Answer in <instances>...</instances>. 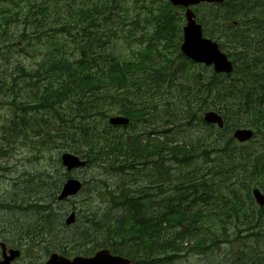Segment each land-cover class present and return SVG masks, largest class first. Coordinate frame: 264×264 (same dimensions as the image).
I'll return each instance as SVG.
<instances>
[{
  "label": "trees",
  "instance_id": "obj_1",
  "mask_svg": "<svg viewBox=\"0 0 264 264\" xmlns=\"http://www.w3.org/2000/svg\"><path fill=\"white\" fill-rule=\"evenodd\" d=\"M157 1L140 3L150 11ZM247 2L204 3L194 10L232 48L228 52L235 62L231 74L213 73L180 53L179 17L167 0L161 1L160 12L149 15L155 19L149 43L138 50L136 59L114 52L116 42L130 32L126 28L130 9L124 0H18L13 7L0 6V11L8 13L1 15L3 30L13 14L32 33L64 39L48 61L41 63V71L26 73L30 76L27 85L42 86L36 94L38 106L22 104L13 112L12 121L19 119L22 125L32 127L35 121L26 119L24 113L43 110L35 125L42 131L44 143L57 137L65 150L86 160L85 167L96 165L119 177L115 186L95 184L92 190L109 210L114 209L112 216H97L86 200L88 209L81 207L76 219L82 228L77 229L78 223L63 226L55 220L61 218L60 212L52 211L47 202L55 201L60 183L45 179L43 185L21 193L31 199L42 194L45 198L44 203L37 199L26 207L35 209L31 219L1 220L0 232L18 234L21 240L34 237L31 245H43L46 253L85 250L92 242L91 247L97 244L95 248L107 247L127 256L130 248L139 249L147 262L155 258L166 263L182 255L209 252L221 253L211 264H264V206L255 205L251 194L256 187L264 193V26L250 21ZM15 7L19 8L11 12ZM227 10L233 17L229 23L235 19L236 26L226 22ZM247 36L254 41H245ZM21 74L27 77L25 72ZM33 77H37L34 82ZM111 109L129 114L132 126L142 120L146 127L160 128L163 120L162 135L113 131L106 124ZM207 109L222 115V128L203 121ZM176 115L184 128L171 122ZM51 116L60 122L53 131L47 127ZM238 127L251 128L252 139L235 140L232 131ZM183 129L186 135L197 133L190 146L201 147L199 153H192L180 140ZM204 156L206 162L199 164L203 161L197 157ZM126 176L139 180L140 186H152L153 179L171 181L172 191L162 200L165 209L161 216L149 193L141 189L132 195L122 192L130 182ZM210 178L222 184L217 194H205L211 187ZM193 180L203 191L186 196L184 187ZM86 185L84 181V191ZM17 194L3 198L0 208L25 210L22 199L28 197L20 199ZM207 204L214 209L205 211L203 205ZM90 217L96 220L84 222ZM93 230L96 237L91 239Z\"/></svg>",
  "mask_w": 264,
  "mask_h": 264
},
{
  "label": "rangeland",
  "instance_id": "obj_2",
  "mask_svg": "<svg viewBox=\"0 0 264 264\" xmlns=\"http://www.w3.org/2000/svg\"><path fill=\"white\" fill-rule=\"evenodd\" d=\"M17 2L18 0H0V6H3V9L10 8L17 5ZM124 4L130 9L129 18L126 21V23L129 24L126 28H130V32L126 33L124 37L116 42L114 52L120 54L122 58L136 59L139 56L137 53L138 50H140L144 44L149 43L150 28L155 22L154 17H149V15H151V12L155 11V4L150 7V11H147L142 3H136L134 0H124ZM18 8L19 7L13 8L11 12L16 11ZM249 11L256 12L258 16H261L264 14V6L252 7ZM228 12L229 11L227 10L224 13L227 23H229V19L231 20L233 18H230ZM3 13L8 16L7 11H0V22L3 21L1 18ZM7 20V28L5 30L0 28V201H4L3 198L9 199L14 196L15 193H18L15 197L20 199L28 197L22 199L24 201L25 210L13 209L12 211V209L4 210L3 208H0V221L10 220L12 222V218L31 219L32 216L31 212L26 208L30 205L31 198H29L30 196L27 193L26 196L21 194L22 191H25V189L31 186L38 187V184L45 179L48 174L56 176L60 181L64 179L65 170L61 166L58 158L62 151L67 150L63 148V145L59 144L60 140L57 137H52L47 143H44L45 139L42 131L36 130L35 124H37L38 120H41L42 113L44 112L43 110L34 111L33 114H31V112L24 113L26 119L35 121L32 127H29L27 124L22 125L23 123H21L19 119L17 120V123L12 121L14 118L13 112L16 108L21 107L22 104L33 107L38 106L36 94L38 89H42V86L39 88L36 87V85L33 87H31L32 84L27 85L30 76L26 73L33 74L38 70L41 71V63L48 61L49 55L55 52L54 47L58 46L64 39L61 37L45 36L43 32H39L38 34L32 33L16 15L11 14L10 18H7ZM203 32L205 36H211V30H209L208 27L203 26ZM247 34L252 37L251 31ZM249 36L245 38V41L253 42V38H249ZM223 40L224 39L221 37V41ZM159 43V41L156 42V45ZM221 49L226 52L228 50L226 46L225 48L221 47ZM155 53L156 52L153 51L152 57ZM21 72H25L27 77L23 78ZM31 79H33L34 82L37 77ZM21 81H23L24 84H22ZM209 110L211 109L205 110L202 113V116ZM110 111L113 114L116 112L115 109H111ZM54 116L57 115L54 114ZM97 118L103 125L102 117L97 115ZM51 119L52 120L47 127H53V131L58 120L56 121L54 117H51ZM171 122L178 123L184 128V122L178 117V115H176ZM43 123L44 122H42V125ZM121 130L123 132L129 131L132 133L143 132L139 129L130 127ZM194 136H197V133L188 132L186 135L184 129L178 135L180 140L184 142L186 148H189L190 151L195 154L201 151V147L197 144L190 146ZM234 139L237 140L236 138ZM251 139L252 137L245 141ZM23 143H27V145ZM197 158L198 160L203 161V163L199 164H204L207 160V157L205 156ZM71 174L74 175L80 183L84 184V181L87 182V189L82 191L83 187L82 190H77L79 194L74 196V201H62L58 204L55 210L60 212L62 219L65 217L64 215H66L64 211L71 210V206L74 203L76 208L73 210H76L77 213L80 212V203L83 198L89 201V205L92 207V210L94 209L97 216L102 213L106 214V216H112L114 214V209L109 210L105 204V200L97 198L92 190L94 189L95 184L102 186V182H106L110 186H112L114 182L119 183V177H112L101 172L100 167L96 165L74 170ZM126 177L130 179V177ZM208 183V186L211 187L206 188L205 194H217L222 188V184L216 178H210ZM214 183H216L215 186H213ZM194 184H196L195 187L193 186ZM152 185V187H143L140 186L137 180L130 179L126 192H129L132 195L135 190L141 189L152 195L150 198V201L152 202L151 204L154 207H157L159 216H161L165 209L162 200L171 194L172 183L170 180L166 179H153ZM33 190L35 189L33 188L32 191ZM201 191H203V189L200 188V185L194 180L189 186L184 187V194H186V196L191 193L198 194ZM117 200H120L118 195ZM254 203L258 206L256 200H254ZM203 209L205 211H212L214 205H203ZM74 220L75 222L72 225L78 223L79 227L77 229H81L82 225L79 221L76 220V218ZM79 220H81L80 217ZM62 223L64 224V220H62ZM191 223L192 225H195L194 222ZM94 237L96 236L93 235L91 239ZM98 239L101 242L103 237L99 236L97 240ZM91 243L92 242H90V246ZM95 246H97V244ZM95 246L92 248H95ZM54 251L58 253L60 252L59 250ZM127 253L129 256L123 255V257H128L134 260V264L141 261L146 264L147 260L142 256L143 252L139 251V249L130 248ZM219 255H221V253L213 254L209 252L204 255H182L171 260L168 264H211L210 262L213 259H220ZM210 257L212 259H209ZM150 262L154 263L151 260ZM150 262L147 264H151Z\"/></svg>",
  "mask_w": 264,
  "mask_h": 264
},
{
  "label": "water",
  "instance_id": "obj_3",
  "mask_svg": "<svg viewBox=\"0 0 264 264\" xmlns=\"http://www.w3.org/2000/svg\"><path fill=\"white\" fill-rule=\"evenodd\" d=\"M173 6H184L188 7L191 4H196L199 1L208 3L221 2L223 0H169ZM186 25L183 28V38L179 46L180 51L187 58L197 63H204V65L213 64L214 71L219 73H229L232 71V63L227 59L226 55L221 53L215 42L210 39L202 38L201 26L196 23L193 13L190 10L185 12ZM203 120L206 123L216 124L220 128L223 126L222 117L215 111L209 110L203 114ZM110 123L121 124L126 123L127 120L120 116L111 117ZM250 129L238 128L234 131L233 137L238 141H245L252 136ZM62 163L66 166L67 170H71L80 165H84L85 162L81 161L77 156H74L68 152H65L61 157ZM81 183L76 178H70L66 180L60 190L58 199H63L68 195L75 194L80 189ZM78 192V191H77ZM254 199L259 206L264 205V195L259 191L255 190ZM74 212L66 218V224L74 222ZM4 248V246H3ZM12 255H4V260L1 264H9V260L18 251H12ZM45 264H127V260L118 255H112L107 249L99 250L92 258L86 257H74L73 259H66L57 253L50 255L49 259Z\"/></svg>",
  "mask_w": 264,
  "mask_h": 264
},
{
  "label": "flooded vegetation",
  "instance_id": "obj_4",
  "mask_svg": "<svg viewBox=\"0 0 264 264\" xmlns=\"http://www.w3.org/2000/svg\"><path fill=\"white\" fill-rule=\"evenodd\" d=\"M250 8L252 7H259L264 6V0H251L249 3ZM257 14L256 12H254ZM92 219H87L86 222L90 221ZM96 219H93L95 221ZM95 234V230L90 232L91 237ZM20 236L17 234L10 233L9 231H3L0 232V242H4L6 244V251H3L0 246V263L3 260V255L9 254V249L15 248L19 249L20 252L18 255H16L11 261L10 264H29V263H35V264H45L46 259L50 253H46L42 248L39 249H26V244H20L19 240ZM61 255L65 256L66 258H73L76 256L73 253L68 252H59ZM92 252H87L86 256H91ZM34 257V258H31ZM125 258V257H124ZM130 264H134V260L129 259Z\"/></svg>",
  "mask_w": 264,
  "mask_h": 264
},
{
  "label": "bare ground",
  "instance_id": "obj_5",
  "mask_svg": "<svg viewBox=\"0 0 264 264\" xmlns=\"http://www.w3.org/2000/svg\"><path fill=\"white\" fill-rule=\"evenodd\" d=\"M161 2L162 0H158V2ZM205 2L204 1H199L198 3H196V4H191V5H189L188 7H185V9H184V12H186L187 10H190L192 13H193V15H194V18L196 19L197 17H198V15H196V13H195V7H197V6H200V5H202V4H204ZM250 9V8H249ZM234 20V19H233ZM232 20V21H233ZM218 25V24H217ZM52 117V116H51ZM126 118L127 117H123V119H125L126 120ZM48 120V119H47ZM128 121V120H127ZM59 122V121H58ZM60 123V122H59ZM46 127V126H45ZM157 162V161H156ZM84 187V185H81L80 186V189H82ZM255 190H256V188H254V189H252V195H253V197L255 196ZM32 191V190H31ZM27 192V191H26ZM259 206V205H258ZM129 208V207H128ZM159 208V207H158ZM94 210V209H93ZM129 210V209H128ZM167 212V211H166ZM65 216V215H64ZM93 220V219H92ZM45 222V221H44ZM74 222H75V220H74ZM77 224V223H76ZM95 224V223H94ZM97 225V224H96ZM99 226V225H98ZM78 228V227H77ZM97 229H98V227H97ZM78 232H79V230H78ZM88 233V232H87ZM90 236V235H89ZM214 254V253H213ZM168 258V257H167ZM125 259L127 260V264H130V258H128V257H125ZM151 260H153L155 263H152V262H150L151 264H168L171 260H173V259H170V260H168L166 263H163L162 262V260H156L155 258H152ZM148 262H146V264H147ZM141 264H145V262H142Z\"/></svg>",
  "mask_w": 264,
  "mask_h": 264
}]
</instances>
